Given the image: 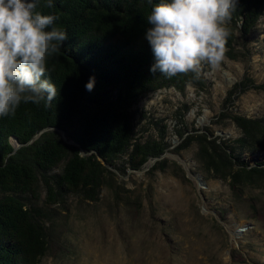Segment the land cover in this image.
Masks as SVG:
<instances>
[{
    "label": "rangeland",
    "instance_id": "1",
    "mask_svg": "<svg viewBox=\"0 0 264 264\" xmlns=\"http://www.w3.org/2000/svg\"><path fill=\"white\" fill-rule=\"evenodd\" d=\"M198 75L199 84L148 93L132 108L133 142L165 144L161 157L104 173L94 190L49 196L50 177H39L24 194L48 243L42 264H264V176L234 182L202 169L211 142L241 135L234 118L256 120L264 140V10Z\"/></svg>",
    "mask_w": 264,
    "mask_h": 264
},
{
    "label": "trees",
    "instance_id": "2",
    "mask_svg": "<svg viewBox=\"0 0 264 264\" xmlns=\"http://www.w3.org/2000/svg\"><path fill=\"white\" fill-rule=\"evenodd\" d=\"M47 2L39 0L36 10L55 15L53 26L68 36L42 77L57 89L51 106L22 102L14 115L0 117V264H42L45 232L23 201L39 177H50L44 178L49 196L56 190L79 194L96 189L104 173L124 165L139 170L158 159L165 144L133 142V106L148 93L200 82L191 72L167 77L149 71L155 57L145 35L152 27L147 17L161 0H51L52 8ZM263 10L264 0H237L227 52L235 30L248 34ZM234 119L241 135L231 143L211 142L215 151L202 169L234 182L264 176V158H248L264 150L260 125Z\"/></svg>",
    "mask_w": 264,
    "mask_h": 264
},
{
    "label": "clouds",
    "instance_id": "3",
    "mask_svg": "<svg viewBox=\"0 0 264 264\" xmlns=\"http://www.w3.org/2000/svg\"><path fill=\"white\" fill-rule=\"evenodd\" d=\"M151 2V0H149ZM39 0H0V117L19 105L48 106L57 89L48 79L47 60L60 50L67 32L53 26L57 17L37 11ZM52 8L51 0L45 5ZM237 0H161L151 8L146 32L155 63L149 71L167 77L199 74L203 64L218 65L231 35ZM94 78L85 88L91 91Z\"/></svg>",
    "mask_w": 264,
    "mask_h": 264
}]
</instances>
